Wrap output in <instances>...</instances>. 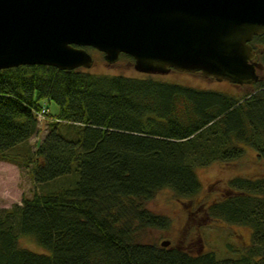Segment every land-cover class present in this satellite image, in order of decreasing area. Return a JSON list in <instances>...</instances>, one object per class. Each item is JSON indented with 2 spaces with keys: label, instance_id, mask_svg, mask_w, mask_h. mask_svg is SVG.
I'll return each instance as SVG.
<instances>
[{
  "label": "trees",
  "instance_id": "16d2710c",
  "mask_svg": "<svg viewBox=\"0 0 264 264\" xmlns=\"http://www.w3.org/2000/svg\"><path fill=\"white\" fill-rule=\"evenodd\" d=\"M248 86L237 96L82 68L0 69V161L30 165L37 187L0 208V264H264V175L233 177L229 193L200 207L250 228L249 245L228 243L236 257L145 241L148 229L168 226L146 207L159 190L195 196V168L240 157L241 143L264 156V80ZM40 98L59 111L31 149ZM22 234L49 252L20 247Z\"/></svg>",
  "mask_w": 264,
  "mask_h": 264
},
{
  "label": "water",
  "instance_id": "95a60500",
  "mask_svg": "<svg viewBox=\"0 0 264 264\" xmlns=\"http://www.w3.org/2000/svg\"><path fill=\"white\" fill-rule=\"evenodd\" d=\"M263 34L264 0H0V69H87L92 47L141 73L250 85L262 67L250 41Z\"/></svg>",
  "mask_w": 264,
  "mask_h": 264
},
{
  "label": "rangeland",
  "instance_id": "374dc122",
  "mask_svg": "<svg viewBox=\"0 0 264 264\" xmlns=\"http://www.w3.org/2000/svg\"><path fill=\"white\" fill-rule=\"evenodd\" d=\"M87 51L92 56L93 63L90 68L82 69L93 74L152 77L198 89L232 93L237 96L252 89L248 85L206 78L199 72L171 70L166 74L141 73L133 67V60L124 55H120L114 63H108L104 60L102 52L94 48H89ZM38 102L47 108L48 115L54 116L59 111L58 104L53 100L40 98ZM48 115L45 114L43 118L39 117V131L28 141L31 149H34L46 134L47 122L51 120ZM240 145L244 150L240 157L229 162H214L195 168L201 182V189L195 196L178 197L171 189L164 188L146 203L149 210L168 219V226L167 228L148 229L145 241L160 243L162 240H169L170 245L189 249L191 253L214 252L218 259L236 257L237 254L228 248V243L239 247L251 243L249 227L204 217L200 208L201 205H207L229 193L227 186L229 179L236 176L253 178L264 175V156H258L255 150L242 143ZM36 189L30 173V165L19 166L0 161V208H8L15 203H20L22 197L30 196ZM18 244L36 253L49 252L41 247L32 235H20Z\"/></svg>",
  "mask_w": 264,
  "mask_h": 264
},
{
  "label": "flooded vegetation",
  "instance_id": "af4514ba",
  "mask_svg": "<svg viewBox=\"0 0 264 264\" xmlns=\"http://www.w3.org/2000/svg\"><path fill=\"white\" fill-rule=\"evenodd\" d=\"M259 36H264V34ZM250 44L255 50L254 60L262 64L261 69H258L259 79L264 80V43H254L252 38Z\"/></svg>",
  "mask_w": 264,
  "mask_h": 264
},
{
  "label": "built area",
  "instance_id": "2783aa9c",
  "mask_svg": "<svg viewBox=\"0 0 264 264\" xmlns=\"http://www.w3.org/2000/svg\"><path fill=\"white\" fill-rule=\"evenodd\" d=\"M47 110L42 108L38 113L37 116L38 117H43L46 114Z\"/></svg>",
  "mask_w": 264,
  "mask_h": 264
}]
</instances>
